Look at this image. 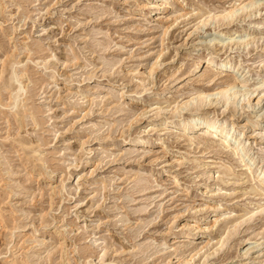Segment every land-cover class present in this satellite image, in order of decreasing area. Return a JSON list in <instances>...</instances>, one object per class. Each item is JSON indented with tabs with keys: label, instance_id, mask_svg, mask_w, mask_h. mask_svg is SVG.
I'll list each match as a JSON object with an SVG mask.
<instances>
[{
	"label": "rangeland",
	"instance_id": "1",
	"mask_svg": "<svg viewBox=\"0 0 264 264\" xmlns=\"http://www.w3.org/2000/svg\"><path fill=\"white\" fill-rule=\"evenodd\" d=\"M248 2L0 0V264H264V163L251 175L166 121L219 91L228 59L263 101L204 110L251 119L264 156V0Z\"/></svg>",
	"mask_w": 264,
	"mask_h": 264
},
{
	"label": "bare ground",
	"instance_id": "2",
	"mask_svg": "<svg viewBox=\"0 0 264 264\" xmlns=\"http://www.w3.org/2000/svg\"><path fill=\"white\" fill-rule=\"evenodd\" d=\"M248 1L249 2H248L247 5H244L242 8L240 7L241 8L240 11L241 10L243 11L245 9H248V10L250 9L252 11V9L257 4L255 2V0H248ZM259 5H260V3H259ZM162 6H163V4H162ZM258 7H260V6H257V8ZM235 14H237V13L235 11L234 12L232 11V12H229L228 14H226V15H224L222 17H218V16L217 17H212L211 21H215V22H218V23L220 21H222V23L223 22L227 23L229 21L234 20L233 17H235ZM255 40L251 38L250 40H247L245 42V45L247 46V45H250V44H254ZM238 44H240V42ZM211 53H213V52H211ZM211 53H210V56L207 59V64L208 65L214 64V65L217 66V63L215 62V57ZM230 64H231V61L226 59V62L223 61L220 65H218V66H220V68H219L220 69V73L227 72L228 65L230 66L229 69L233 70L232 73H231L232 74V76H231L232 78H228L227 80H229V81L228 82L226 81L224 86L221 87V89L219 91H217L216 93L211 94V95H204V94L198 95L196 98L191 99L190 102L188 101L184 105V108H182L180 110L179 109L178 110L175 109L176 111L172 112L171 115L169 114L170 113L169 112L168 113L169 115H167L166 121H167L168 124H173V123L180 124L185 130H196V129H198L200 131L204 130V131H206V133H209L211 136L216 137V139L219 138L218 141H219L220 144L219 143L218 144L221 147H223L224 149L228 148L230 150L232 156L237 157L238 161L240 162L239 165L243 164V167L246 168V171H248L249 174L254 175L258 164L264 163V158H263L264 156L258 155L257 153L253 154L254 152L251 153L253 147L251 148L248 145V144H250L248 142L251 139H253L254 136L253 137L247 136V130H250L252 133H254V132L256 133V131H258V129L255 128L256 124L253 123V125L254 124L255 125L253 127H251L249 125V122H251L250 121L251 119L247 120L246 123H244L243 125H240V126H238L235 122L234 123H229V121H227L228 119L225 120L224 122H219L218 120H216L214 118H211L208 115V113H207L208 111H206V109L204 110V108L208 104L207 103V99H209L210 97H213L214 99L216 97V100H211V98H210V100H208L209 102L211 101L210 102L211 104L213 103V101H215L217 104H222L225 107V109H228V110L230 109L232 111L235 109L236 98H237V96H240L239 94H241V91L239 90V88L241 87L243 89V86H244L243 83L246 82V79H245L246 75L243 76L242 73L239 74V69H236L234 66H232ZM238 74L240 75L239 78H241L240 81H239V78H237ZM15 78H17V77H15ZM17 81L18 80L16 79V82ZM20 88H22V86ZM237 88H238L239 92H237ZM20 90H19V92H20ZM17 93H18V91H17ZM241 95H242L243 101L244 100H248V104H249L248 107H250L251 106V100L249 99V97L252 94L247 91L245 94H241ZM262 101H263V99H261V97H260L256 101V104L254 106H252V107L256 108V106H259V104ZM252 107H250V108H252ZM243 108H244V105H243ZM183 110H187V111L191 112V114H189V116H185V115L182 114ZM195 116H197L198 119L194 118ZM260 130L263 131L264 128L260 129ZM237 131H239L238 134H236ZM211 136H209V137H211ZM211 138H213V137H211ZM232 141H234V143H232ZM260 151H262V150H260ZM260 154H262V153H260ZM261 156H262V158H261ZM255 178H257L259 180V182H260L259 185L260 184L264 185V165L258 169V174H257V176ZM260 186H259V188L257 187L258 188L257 191H261L260 190ZM255 187H253V188H255ZM217 223H218V220H216L213 223V226H215V224H217ZM196 229L200 230V227H197ZM230 233H231V231H230ZM219 244L221 245V247L225 246L227 244V238H222L219 241ZM220 249H222V248H220ZM216 253H218V250L214 251L213 253L206 254L204 262L207 263L209 258L214 256V254H216ZM246 254H248V253H246ZM192 262L193 261H191V260H189L188 262L181 261L178 264H191Z\"/></svg>",
	"mask_w": 264,
	"mask_h": 264
}]
</instances>
